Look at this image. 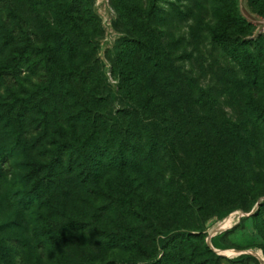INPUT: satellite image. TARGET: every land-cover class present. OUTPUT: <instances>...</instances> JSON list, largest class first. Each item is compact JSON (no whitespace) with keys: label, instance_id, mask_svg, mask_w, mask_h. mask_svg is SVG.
<instances>
[{"label":"rangeland","instance_id":"obj_1","mask_svg":"<svg viewBox=\"0 0 264 264\" xmlns=\"http://www.w3.org/2000/svg\"><path fill=\"white\" fill-rule=\"evenodd\" d=\"M66 1L14 0L23 29L57 55L69 34L76 61L93 63L113 88V48L135 29L161 63L149 68L140 95L162 93L177 124L153 127L151 139L134 141L137 153H129L125 173H106L85 186L78 175L59 174L51 160L54 107L40 108L33 87L11 97L0 83L6 103L0 104V149L9 151L17 129L28 137L0 172V264H264V150L252 140L264 144V118L250 113L253 105L264 107V59L255 67L247 53L258 44L264 49V0H74L75 16L61 12ZM133 6L139 18L131 15ZM22 48H7V65ZM13 105L26 114L18 127L3 120ZM123 107L117 98L111 105ZM121 187L138 215L127 205L109 206ZM226 211L232 213L218 220ZM229 217L226 229L211 233ZM199 224L211 256L198 238L185 244L175 236L163 247L166 234L198 233Z\"/></svg>","mask_w":264,"mask_h":264},{"label":"trees","instance_id":"obj_2","mask_svg":"<svg viewBox=\"0 0 264 264\" xmlns=\"http://www.w3.org/2000/svg\"><path fill=\"white\" fill-rule=\"evenodd\" d=\"M64 5L61 7V12L67 16H75L76 1H66ZM129 10L131 15L139 18L134 6ZM148 17L149 13L146 14L145 21ZM23 25V19L17 13L14 0H0V57H2L0 83L6 85L4 90H9L11 97H16L14 90L20 88L23 90V86L33 87L38 91L35 97L37 96L40 108L45 105L54 107L56 138L51 149V160L56 161L55 167L59 174L64 172L74 176L78 175L77 178H81V184L88 186L106 173L113 171L125 173L128 170L129 153H137V150L135 151L132 146L134 141L151 139L153 127H163L167 122L177 124V119L174 118L176 114L171 111L170 114L169 108L164 107L162 93L157 97L140 95L143 89L148 86L149 68L158 70L161 63L157 54L152 53L146 47L143 38L135 32V29L119 39L118 44L113 48L115 53L110 69L116 80L115 88H113L107 82L103 71L99 72L93 63L80 64L76 61L73 53L74 43L68 36L69 34L65 35L62 55L61 53L57 55L50 51L48 41H44L42 44L36 40L37 35L23 29ZM255 43V45L258 44L257 41ZM253 44L254 42H251L248 45ZM10 45H22L23 48L12 57L13 59L11 58L12 64L7 65L5 51ZM258 45L255 46L254 52H247L255 67H258V64L264 59V49ZM45 47L49 48V51H46ZM134 55L140 58V62L132 63L131 57ZM21 67L24 68L26 76L19 78ZM42 71L46 73L41 74ZM44 76L45 80L42 79ZM163 81L161 79L158 85L162 91L164 88L166 89ZM259 84L264 86V81H259ZM191 90L193 91V88ZM197 91L205 92L201 87H198ZM24 94H27L25 90ZM116 98L119 103L124 104V107L112 111L111 105ZM1 103L6 104L0 98ZM250 113L255 119L264 118V107L253 105ZM25 116L24 110L13 105L7 109L3 120L5 123L18 127L23 123ZM121 125L125 127L122 132ZM17 130L16 141L9 147V151L6 153L4 149H0V172L4 168L8 170V167L11 166L9 160L13 157L14 151L20 150L21 147L18 145L21 143L20 140H23L24 143L28 140L26 130ZM252 140L257 149L264 150V144H261L259 138L253 137ZM126 144H131L132 148L126 147ZM207 158L206 156L205 159ZM231 160L232 165H235L236 154L232 155ZM222 162L224 163L225 160ZM122 189L126 188L121 187V190L117 191L116 199L109 198V206H113V204H115L114 206L127 205L131 215H138L139 213L134 212L132 208L131 196L125 194ZM255 203L256 200L251 202V208ZM229 214L227 211L223 212L218 215L217 219H224ZM143 216H148V214ZM195 231L198 233H168L160 241L164 247L175 236H183L182 242L185 244L189 239L198 238L202 242L203 252L211 256L213 252L204 241L206 235L203 232V225L199 224V229ZM228 231L230 229L220 232L216 236H222ZM118 238L125 240L122 235ZM213 239L214 237H212ZM167 260L165 257V261ZM106 264L118 263L111 261ZM124 264H131V261Z\"/></svg>","mask_w":264,"mask_h":264},{"label":"crops","instance_id":"obj_3","mask_svg":"<svg viewBox=\"0 0 264 264\" xmlns=\"http://www.w3.org/2000/svg\"><path fill=\"white\" fill-rule=\"evenodd\" d=\"M231 219V217H229V218H227V219H225V220H222V221H220V223H219V225L220 224H222L223 225V227L226 229V227H227V222H228V220H230ZM217 224V223H216ZM215 224V225H216ZM214 225V226H215ZM214 226L211 228V231H213L215 228H214ZM217 227V226H216ZM212 233V232H211ZM211 236H212V234H211Z\"/></svg>","mask_w":264,"mask_h":264},{"label":"bare ground","instance_id":"obj_4","mask_svg":"<svg viewBox=\"0 0 264 264\" xmlns=\"http://www.w3.org/2000/svg\"><path fill=\"white\" fill-rule=\"evenodd\" d=\"M222 229H223V225L222 224L220 226L217 225V227L212 231V233L213 234H216V233H218V231H220ZM207 241H209V240H207Z\"/></svg>","mask_w":264,"mask_h":264},{"label":"water","instance_id":"obj_5","mask_svg":"<svg viewBox=\"0 0 264 264\" xmlns=\"http://www.w3.org/2000/svg\"><path fill=\"white\" fill-rule=\"evenodd\" d=\"M212 236L209 237V239L211 238Z\"/></svg>","mask_w":264,"mask_h":264}]
</instances>
